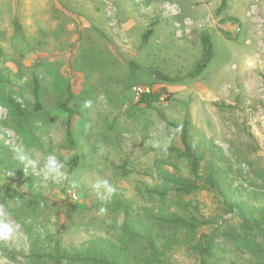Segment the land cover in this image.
Wrapping results in <instances>:
<instances>
[{"label": "rangeland", "instance_id": "obj_1", "mask_svg": "<svg viewBox=\"0 0 264 264\" xmlns=\"http://www.w3.org/2000/svg\"><path fill=\"white\" fill-rule=\"evenodd\" d=\"M201 32L213 56L187 78ZM136 84L158 100L139 102ZM68 86L73 145L59 108ZM184 120L201 180L209 165L223 176L192 197L221 233L212 264H264V0H0V264H130L142 240L123 244L122 223L144 232L155 207L144 189L171 163L188 174L169 150ZM199 259L183 245L165 261Z\"/></svg>", "mask_w": 264, "mask_h": 264}, {"label": "trees", "instance_id": "obj_2", "mask_svg": "<svg viewBox=\"0 0 264 264\" xmlns=\"http://www.w3.org/2000/svg\"><path fill=\"white\" fill-rule=\"evenodd\" d=\"M15 27L20 29L17 19L14 21ZM143 33L142 41L144 42L153 33L152 25ZM200 40V57L194 65L193 69L187 75V78L198 76L206 68L213 56V48L210 36L207 32L199 34ZM130 64H133L130 61ZM156 77L164 81H178L181 78L168 77L152 71ZM33 95L36 98L38 92L37 81L33 80ZM66 97L59 104V108L66 113L64 121L65 134L68 142L73 145L71 139V129L74 117L78 116V111L68 105L73 98L70 87L65 88ZM164 92V91H163ZM162 93V92H161ZM160 93L154 91L150 94L141 95L139 102L151 104L158 100ZM169 94L164 96L165 100H169ZM15 112L25 117V113L21 105L10 99ZM39 105L37 104V109ZM189 121L184 120L180 129H177L180 139L181 148L170 147L169 150L177 154L179 158H185L188 165V174L180 172L177 164L171 163L173 170H163L160 173V184L144 189L148 199L153 200L155 207H148L143 210V219L145 223L144 232H130L126 221L121 225L122 233L126 236V243L130 239L141 238L138 249L132 255L130 264H167L166 255L175 246H186L188 249L199 255L200 264H212L214 239L220 235V231L214 225L212 218L206 217L200 209L197 201L193 200V195L201 190L217 189L219 182L223 180L220 170L213 165H209L207 172L201 180L200 170L204 154L198 151L195 145L189 141ZM73 164L77 163V157L72 158ZM226 203V202H225ZM227 204V203H226ZM229 204V203H228ZM120 207H125L120 203ZM229 206V205H228ZM157 208V209H154ZM128 212V211H127ZM208 228V231H203ZM69 262L89 261L93 264H119L113 260H107L102 257H65ZM58 264L61 258L55 257Z\"/></svg>", "mask_w": 264, "mask_h": 264}, {"label": "built area", "instance_id": "obj_3", "mask_svg": "<svg viewBox=\"0 0 264 264\" xmlns=\"http://www.w3.org/2000/svg\"><path fill=\"white\" fill-rule=\"evenodd\" d=\"M133 91L136 96L140 97L141 95L150 94L153 92V88L149 85H139L136 84L133 86Z\"/></svg>", "mask_w": 264, "mask_h": 264}]
</instances>
